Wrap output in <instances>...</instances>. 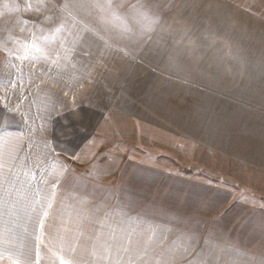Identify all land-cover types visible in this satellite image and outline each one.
Returning a JSON list of instances; mask_svg holds the SVG:
<instances>
[{
    "label": "rangeland",
    "instance_id": "rangeland-1",
    "mask_svg": "<svg viewBox=\"0 0 264 264\" xmlns=\"http://www.w3.org/2000/svg\"><path fill=\"white\" fill-rule=\"evenodd\" d=\"M130 106L183 139L122 137L100 150L98 131L116 130L106 119ZM61 134L86 137L82 166L110 153L102 164L113 168L125 153L194 180L196 203L166 206L196 220L229 214L215 230L264 253V237L243 232L264 229V0H0V172L36 160L15 143ZM18 233L0 222V260L27 244Z\"/></svg>",
    "mask_w": 264,
    "mask_h": 264
},
{
    "label": "crops",
    "instance_id": "crops-1",
    "mask_svg": "<svg viewBox=\"0 0 264 264\" xmlns=\"http://www.w3.org/2000/svg\"><path fill=\"white\" fill-rule=\"evenodd\" d=\"M128 109L106 119L115 126L113 133L96 130V137L105 138L97 145L100 150L113 149L117 140L124 142L122 137L183 139L181 126L167 123L164 116L145 119L137 117L133 106ZM14 138L18 143L25 137ZM30 138L28 149L16 143L13 149L21 158L28 152L36 160L0 172V222L16 223L18 238L24 231L28 245L14 242L17 258L0 264H264L262 247L248 252L244 242L227 241L222 230H215V218L229 214L204 213L196 220L166 206L167 197L177 195L196 203L199 184L194 180L125 153L113 168L102 164L110 153L82 166L86 137ZM4 152L0 149V155ZM247 227L244 233L264 237V229ZM3 241L0 237V259Z\"/></svg>",
    "mask_w": 264,
    "mask_h": 264
},
{
    "label": "snow or ice",
    "instance_id": "snow-or-ice-1",
    "mask_svg": "<svg viewBox=\"0 0 264 264\" xmlns=\"http://www.w3.org/2000/svg\"><path fill=\"white\" fill-rule=\"evenodd\" d=\"M60 264H65V261L61 260Z\"/></svg>",
    "mask_w": 264,
    "mask_h": 264
}]
</instances>
